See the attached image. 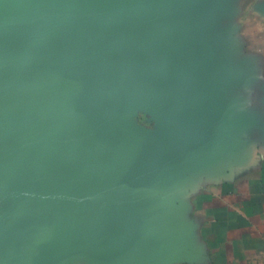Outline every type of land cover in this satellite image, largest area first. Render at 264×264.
Returning a JSON list of instances; mask_svg holds the SVG:
<instances>
[{"label":"crops","instance_id":"1","mask_svg":"<svg viewBox=\"0 0 264 264\" xmlns=\"http://www.w3.org/2000/svg\"><path fill=\"white\" fill-rule=\"evenodd\" d=\"M195 15L202 79L175 139L142 103L119 120L144 137L120 212L51 207V151L0 140V264H264V0Z\"/></svg>","mask_w":264,"mask_h":264},{"label":"water","instance_id":"2","mask_svg":"<svg viewBox=\"0 0 264 264\" xmlns=\"http://www.w3.org/2000/svg\"><path fill=\"white\" fill-rule=\"evenodd\" d=\"M203 1L0 0V36L24 27L17 51L44 42L54 26L72 36L37 83L39 133L23 143L52 153L51 207L90 202L120 212L139 176L132 151L144 139L119 123L132 105L155 111L163 139H175L202 79L192 44Z\"/></svg>","mask_w":264,"mask_h":264},{"label":"rangeland","instance_id":"3","mask_svg":"<svg viewBox=\"0 0 264 264\" xmlns=\"http://www.w3.org/2000/svg\"><path fill=\"white\" fill-rule=\"evenodd\" d=\"M42 43L29 42L25 50H16L23 26L0 36V140L21 144L39 133L38 115L33 107L39 102L37 83L52 58L72 36L61 26ZM28 137V138H27Z\"/></svg>","mask_w":264,"mask_h":264}]
</instances>
